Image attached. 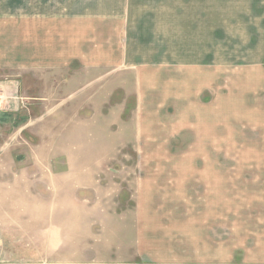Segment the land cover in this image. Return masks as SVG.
I'll return each mask as SVG.
<instances>
[{"label": "rangeland", "instance_id": "374dc122", "mask_svg": "<svg viewBox=\"0 0 264 264\" xmlns=\"http://www.w3.org/2000/svg\"><path fill=\"white\" fill-rule=\"evenodd\" d=\"M263 30L264 0H0V264H247Z\"/></svg>", "mask_w": 264, "mask_h": 264}, {"label": "crops", "instance_id": "0c3cea01", "mask_svg": "<svg viewBox=\"0 0 264 264\" xmlns=\"http://www.w3.org/2000/svg\"><path fill=\"white\" fill-rule=\"evenodd\" d=\"M250 5H251V1L249 2V11H252V14H255V9H254L255 1H253L252 6H250ZM38 35L41 37H44L43 33H38ZM23 36H24V32H23ZM263 36H264V30H263ZM13 44L14 43L12 40L9 41L8 39L3 38V36L0 34V54L6 53V54H3L0 56V63L2 61H4V58L6 57L7 54L8 55H7V59H5V62L9 61L8 56H9V53L13 51V46H12ZM25 45H27V46H25ZM257 45H259V42L257 43ZM9 46H11L12 48H6ZM23 46H24V50H23L24 53H25V51L31 50V45H30L29 41H27L26 44L24 42ZM263 47H264V41H263ZM39 48H40V46H39ZM53 48H56V47H53ZM252 48H254V39H252ZM7 85L11 86L8 80H0V86L3 88V90H2V88L0 87V91H1L3 98H4V96L9 95L5 89V87H8ZM2 96L0 98L1 101H2ZM6 113H7L6 110L0 111V137H3V135L8 134V133H14L15 132L14 128L9 126V125H8L9 127H4V124H5L4 119L8 120V115H9V114L7 115ZM6 129H8V130H6ZM255 203L256 204H262L261 209L259 211H257V214L255 217V220L253 221V224L250 225L248 223V225L246 226V229H247V231L245 232L246 242H245V244H241V245L246 246L245 247L246 248V251H245L246 255L244 254L243 261H246L247 264H249V263L255 264L257 262H264V198L255 201ZM138 206L139 205H137L136 207H138ZM135 213H136V210H135ZM137 218H141V217L137 216L134 223H137L138 221H140V223L138 225H140L142 227V221L137 219ZM248 222H249V220H248ZM141 227L135 226L134 228L136 229V228H141ZM175 227L179 228L180 226L176 225ZM53 228L54 229L58 228V225L56 222H55V225ZM60 231H61V228H60ZM141 234H142V232H138L135 234V243H134V247L132 250L133 253L135 251H136V253H138V254L135 253V256H137L135 258V261L138 260L140 262L143 259L152 260V259L144 257V255H142L140 253V251L143 250L142 249V243H143L144 238H141V237L138 238L137 235H141ZM58 235H59V232L56 229L54 231L52 238H51V235L49 236L50 242H51V239L53 240V243L51 242V244H54V245H62L63 244V243H60V241L58 240L59 239ZM140 241H141V244H140ZM215 244L223 245V242L221 240L220 243H215ZM204 249H206V247H204ZM200 253L201 252L196 254L193 259L198 260V261H204V260H207L208 258L211 259L213 257V256L208 255L207 253H204V254H200ZM231 258H232V255L230 257H228L226 260H230ZM187 259H191V258L187 257ZM220 259L223 260V256H221ZM189 262H190V260H189ZM137 264H139V263H137ZM199 264H202V263H199ZM219 264H222V263H219Z\"/></svg>", "mask_w": 264, "mask_h": 264}, {"label": "built area", "instance_id": "2783aa9c", "mask_svg": "<svg viewBox=\"0 0 264 264\" xmlns=\"http://www.w3.org/2000/svg\"><path fill=\"white\" fill-rule=\"evenodd\" d=\"M3 103L0 102V111L2 110Z\"/></svg>", "mask_w": 264, "mask_h": 264}]
</instances>
